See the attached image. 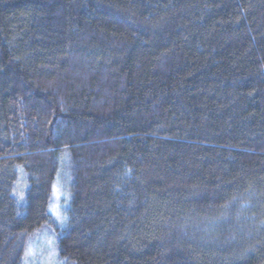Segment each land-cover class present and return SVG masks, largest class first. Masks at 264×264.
<instances>
[{
    "label": "trees",
    "instance_id": "16d2710c",
    "mask_svg": "<svg viewBox=\"0 0 264 264\" xmlns=\"http://www.w3.org/2000/svg\"><path fill=\"white\" fill-rule=\"evenodd\" d=\"M63 169L72 263L264 264V0H0V264Z\"/></svg>",
    "mask_w": 264,
    "mask_h": 264
},
{
    "label": "rangeland",
    "instance_id": "374dc122",
    "mask_svg": "<svg viewBox=\"0 0 264 264\" xmlns=\"http://www.w3.org/2000/svg\"><path fill=\"white\" fill-rule=\"evenodd\" d=\"M62 177L61 170L55 180L54 187L50 194L49 214L53 223H44L29 234L23 264H75L66 258H62L58 249V234L66 228V214L69 209L70 195L68 193L67 175ZM18 178L14 184L13 197L20 206L26 203V191L28 188L27 175L21 168L18 169Z\"/></svg>",
    "mask_w": 264,
    "mask_h": 264
},
{
    "label": "water",
    "instance_id": "95a60500",
    "mask_svg": "<svg viewBox=\"0 0 264 264\" xmlns=\"http://www.w3.org/2000/svg\"><path fill=\"white\" fill-rule=\"evenodd\" d=\"M54 118V117H53Z\"/></svg>",
    "mask_w": 264,
    "mask_h": 264
}]
</instances>
